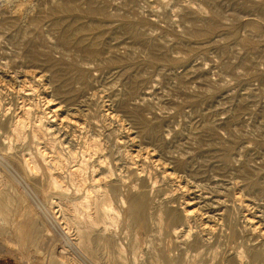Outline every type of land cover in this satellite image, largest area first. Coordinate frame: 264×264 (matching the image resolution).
Returning a JSON list of instances; mask_svg holds the SVG:
<instances>
[{
	"label": "rangeland",
	"instance_id": "374dc122",
	"mask_svg": "<svg viewBox=\"0 0 264 264\" xmlns=\"http://www.w3.org/2000/svg\"><path fill=\"white\" fill-rule=\"evenodd\" d=\"M19 116L33 155L40 144L63 156V175L85 161L119 185L111 235L126 252L137 244L138 261L160 244L176 264H264V0H0L8 159ZM0 164L5 188L13 171ZM140 190L160 230L125 217ZM0 245V264H47L17 237Z\"/></svg>",
	"mask_w": 264,
	"mask_h": 264
},
{
	"label": "bare ground",
	"instance_id": "6f19581e",
	"mask_svg": "<svg viewBox=\"0 0 264 264\" xmlns=\"http://www.w3.org/2000/svg\"><path fill=\"white\" fill-rule=\"evenodd\" d=\"M14 121L11 123V135L6 132L5 138L11 141L13 136L18 141L20 155L8 159L0 153V163H6L4 167L8 165L14 173L4 175L5 188H0L1 241H13L17 237L21 245L32 247L31 252L35 256L43 255L47 264H176L171 249L160 244L155 247V258L149 262L138 261L142 249L135 243L126 252L123 245L111 235L116 216L109 191L119 185H109L104 180L106 175L97 174L94 163L87 164L85 161L70 166L66 175H63V156L60 152H56V155L48 154L45 147L37 144L33 155L20 143L26 136L22 129L24 119L19 116ZM34 136H38V133L34 132ZM51 144L52 141H49L48 145ZM21 145L23 147L20 149ZM38 171L40 176L35 183L39 186L35 189L29 182V176ZM64 178L72 187L71 191L65 185ZM127 200L129 204L124 215L129 222L145 228H149L153 222L158 230L165 226L161 212L156 216L147 213L146 194L143 190L127 197ZM26 203L27 206H22ZM194 210L186 207L183 209L186 215L194 213ZM165 213L171 221L177 218V214L170 209ZM24 219L27 223L21 226V220ZM173 223L171 229L175 232L177 225ZM114 246L119 250L118 256L113 254ZM251 257L253 260L259 258L260 252L252 250ZM119 258L121 263L117 261Z\"/></svg>",
	"mask_w": 264,
	"mask_h": 264
}]
</instances>
